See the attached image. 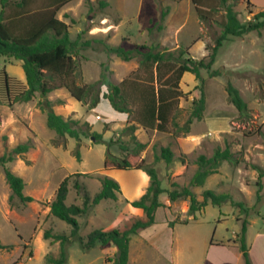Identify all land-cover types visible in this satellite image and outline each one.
<instances>
[{
	"label": "rangeland",
	"instance_id": "374dc122",
	"mask_svg": "<svg viewBox=\"0 0 264 264\" xmlns=\"http://www.w3.org/2000/svg\"><path fill=\"white\" fill-rule=\"evenodd\" d=\"M228 3L241 22L253 19L263 10L247 5L244 0ZM167 8L168 13L161 20V13ZM202 10L205 15L200 16L191 0H73L57 12V17L68 24L72 39L82 33L80 43L90 42L76 57L77 82L97 81L101 65L105 63L110 68L111 80L118 83L139 67V56L124 60L108 52L105 44L133 48L147 43L159 45L160 49L183 46L188 55L205 57L209 51L207 45H215L221 32L226 5L221 0H206ZM159 24H162L161 29ZM212 67L221 74L212 76L202 69V84L194 74H183L179 82L183 94L179 97L174 121L179 126L184 124L191 113L192 100L200 97L201 89L206 102L203 118L194 120L188 132L179 127L178 134L175 133L177 126L171 122L166 131L141 126L134 119V103L129 104L134 111L130 114L115 110L101 96L106 86L99 87L95 106L91 105L95 92L81 102L64 88L46 96L37 93L27 102L0 103V155L20 143L30 145L26 152L15 154L7 166L24 179L23 193L32 197V201L25 204L15 199V204L11 205L8 200L11 190L0 166V240L6 245L0 249V264H47L48 254H58L59 243H50L43 232L46 229L70 231L71 226L52 215L49 206L65 177H69L70 182L67 203L81 202L80 194L73 188L76 180L84 182L90 195L100 189L99 177H111L120 185L117 200L103 199L86 216L78 217L82 235L96 228L124 229L145 217L130 201L138 199L145 191L148 175L142 169H104L108 153L126 156L131 162L143 158L146 163H155L165 189L173 188V184L187 185L197 168L199 155L211 156L218 146L222 149L229 146L233 154V162L223 161L204 185L191 187L198 199H202L203 190L213 189L230 194L232 202L209 203L192 211L187 199L170 201L167 193H163L164 206L157 209L155 223L131 236L128 264H200L210 240L238 245L236 236L241 233L243 219L249 221L245 238L250 240L258 231H264V176L258 191L255 168L264 170V27L242 36H230L219 48ZM0 68L21 83L26 82L20 60L1 56ZM139 73L144 76L142 71ZM228 82L246 101L244 115L229 100ZM41 106L46 108L41 109ZM47 109L65 119L76 120L80 128L86 130V135H81L80 139L59 136L46 125ZM131 124L135 126V138L145 145L137 153L132 133L126 129ZM92 132L100 133L103 142L97 143ZM111 138L119 141L108 145ZM120 142L130 151H122ZM154 145L157 149L171 147L175 157L172 164L167 165L163 159L154 162ZM85 173L89 177L82 175ZM238 202L243 204L244 210L235 205ZM183 219L187 222H181ZM172 220L171 226L168 222ZM114 251L112 245L84 251L74 242L68 247L65 264H111Z\"/></svg>",
	"mask_w": 264,
	"mask_h": 264
},
{
	"label": "trees",
	"instance_id": "16d2710c",
	"mask_svg": "<svg viewBox=\"0 0 264 264\" xmlns=\"http://www.w3.org/2000/svg\"><path fill=\"white\" fill-rule=\"evenodd\" d=\"M73 0H0V57L7 56L20 60L25 73L26 82L23 84L14 77L8 75L4 68H0V103L30 101L37 93L46 96L49 92L64 88L71 97L77 101L85 102L91 93L95 92L92 106L98 102V91L100 86H106L107 90L102 93V98L107 99L111 106L120 112L130 114L132 111L130 103L135 104V121L144 128L166 131L169 122L177 126L175 131L179 133V127L188 132L190 124L194 120H201L205 110V94L201 89L199 98L192 100V110L189 117L182 126L174 121L175 110L178 108L179 97L183 94L179 87V82L185 72H190L200 80L204 79L201 70L205 69L210 75H220L219 69H213L212 65L216 61L219 48L230 36H242L253 30L260 31L264 27V8L256 14L253 19L241 22L237 17V12L230 0H221L226 5L225 20L221 23L222 29L217 36L215 45H207L209 50L202 58H194L188 55V51L183 46L175 49L162 48L156 44H136L133 48H125L121 45L112 46L105 44L108 52L114 53L124 60H130L134 56H139V67L128 77L118 83H114L110 78V68L102 63L100 78L92 83L79 84L77 55L80 49L90 45L88 40L80 43L82 33L77 34L76 39L68 29V24L57 17V12L67 3ZM236 1V0H231ZM247 5H251L249 0H244ZM196 12L200 16L205 15L202 7L206 0H191ZM102 5V2H101ZM103 5H106L103 3ZM168 13V8L161 13V20ZM162 28V24L158 25ZM142 71L144 76L139 72ZM142 77V78H141ZM227 94L231 103L236 107L241 115L247 111V104L240 95L239 90L230 82L227 83ZM97 91V92H96ZM41 105V104H40ZM47 105H50L48 102ZM41 106V109H45ZM134 112V111H132ZM46 125L55 131L59 136H69L80 139L81 135H86V130L80 128L78 122L72 119H65L62 115L52 109L46 110ZM132 136L137 153L145 145L139 142L133 130L135 126L131 124L126 128ZM96 142H103L102 136L98 132H92ZM119 140L111 138L108 145ZM30 145L20 143L8 152L0 155V166L3 167L4 176L11 193L9 203L15 204V199L25 204L32 201V197L25 195L24 179L14 173L7 164L14 160L15 154L26 152ZM122 151H130L128 146L119 143ZM77 157L79 153L77 152ZM163 159L167 165L175 160L174 153L169 145H154V162ZM223 161L233 162V154L229 146L222 149L216 147L211 156L199 155L196 159L197 168L192 174L189 182L185 186L173 184V188L165 189L161 186L158 170L155 163H146L143 158L137 162H131L126 156H115L108 153L103 162L104 169H142L149 178V183L138 199L130 201L132 207L142 210L144 218L133 221L124 229L111 228L108 230L96 228L86 235L80 234L81 224L78 217L86 216L91 208L103 199L117 200L120 193L119 183L107 176L99 177L100 189L90 195L85 188L84 182L74 181L73 188L80 194V203H67V196L70 190L69 177H65L58 185L55 196L50 202V212L55 217L68 223L71 228L69 232H54L46 229L43 237L50 243H59V252L55 256L48 254L47 264H65L68 257V247L74 242H78L80 248L87 251L93 247H107L112 245L115 249L110 258L111 264H128L129 243L131 236L140 229H144L155 223V214L159 207L164 206L161 198L163 193H167L170 201L185 198L189 201V209L192 211L204 208L207 204L222 205L228 201L232 202L228 193L216 192L213 189L202 191V199H198L191 187L204 185L207 177L218 171ZM258 170V191L262 188L261 178L264 170L255 166ZM89 177L88 174H82ZM242 210L245 209L242 203H235ZM239 219V218H237ZM186 223L187 219L181 220ZM171 226L174 220L168 222ZM249 221L242 220L241 233L237 236L238 249L240 250L244 264H253L246 245V230ZM0 240V249L5 248Z\"/></svg>",
	"mask_w": 264,
	"mask_h": 264
},
{
	"label": "crops",
	"instance_id": "0c3cea01",
	"mask_svg": "<svg viewBox=\"0 0 264 264\" xmlns=\"http://www.w3.org/2000/svg\"><path fill=\"white\" fill-rule=\"evenodd\" d=\"M249 1L251 3L250 6L253 8H264V0ZM247 242L249 243L247 244ZM246 245L252 263L264 264V231H258L250 240L246 236ZM204 249V254L200 257V264H244L242 254L235 242L229 245L222 241L217 242L210 240L209 244L206 245Z\"/></svg>",
	"mask_w": 264,
	"mask_h": 264
}]
</instances>
